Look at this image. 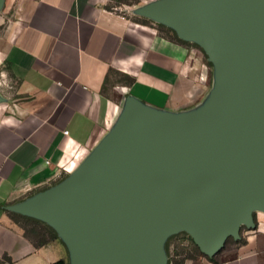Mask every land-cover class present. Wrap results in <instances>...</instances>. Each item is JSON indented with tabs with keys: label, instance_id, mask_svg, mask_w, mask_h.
I'll use <instances>...</instances> for the list:
<instances>
[{
	"label": "water",
	"instance_id": "water-1",
	"mask_svg": "<svg viewBox=\"0 0 264 264\" xmlns=\"http://www.w3.org/2000/svg\"><path fill=\"white\" fill-rule=\"evenodd\" d=\"M144 12L204 50L213 101L172 116L128 97L69 179L9 207L51 226L73 264H165L161 242L182 231L213 258L264 214V0H166Z\"/></svg>",
	"mask_w": 264,
	"mask_h": 264
},
{
	"label": "crops",
	"instance_id": "crops-1",
	"mask_svg": "<svg viewBox=\"0 0 264 264\" xmlns=\"http://www.w3.org/2000/svg\"><path fill=\"white\" fill-rule=\"evenodd\" d=\"M7 1L19 20L0 31V75L11 84L0 86V259L66 262L71 254L58 233L35 248L9 207L69 179L111 135L128 97L179 116L204 98L206 86L187 80L191 48L128 26L109 11V0ZM112 75L124 79L114 84L118 100L108 90ZM225 246L211 262L189 243L171 250L183 260L169 264H264V214Z\"/></svg>",
	"mask_w": 264,
	"mask_h": 264
},
{
	"label": "rangeland",
	"instance_id": "rangeland-1",
	"mask_svg": "<svg viewBox=\"0 0 264 264\" xmlns=\"http://www.w3.org/2000/svg\"><path fill=\"white\" fill-rule=\"evenodd\" d=\"M163 1L166 0H109L107 3V7L111 13L122 18L126 22V24L132 28H136L146 33L154 32L161 36H167L173 41L178 42L180 38L178 37V34L174 32V30L157 21L150 19L145 15L144 10L146 8ZM18 20L19 16L17 15V12H15V9L10 6V1L0 0V31L5 30V28L11 23V21L18 22ZM180 43L188 46L189 48H191V50H193V67L192 72L189 74V78H187V80L189 79L188 81L191 84L202 82L206 86L204 98L200 100L196 105H194L193 108L189 109V114L202 113L213 101V94L217 84L215 67L209 61L208 56L198 44L192 41L183 40H181ZM119 82H124V79H122L119 75H112V77L108 81V84L111 86L108 90L114 93L113 98H115L116 100H118L120 96L118 94V89H116V85L114 84H117ZM0 86L9 88L11 84L9 80H3L2 76L0 75ZM131 100L137 102V99L134 97H132ZM138 104L146 112H152L154 114L157 113L156 108L148 107L141 102H139ZM35 194L37 193L25 194L24 196H20L17 201L23 202L24 200L32 198V196H34ZM42 223L45 224V222L43 221ZM189 243V236L183 231L175 235L166 237L160 244L161 249L166 257L165 264H168L171 261H180L181 258L172 259L173 249L180 252L182 247H189ZM232 243L233 240L229 239L225 247H229ZM167 245L168 248H166ZM166 249H168L169 251H166ZM186 253L189 254V252H182V255H185ZM63 264H73V259L69 256V253L67 254L66 262H64Z\"/></svg>",
	"mask_w": 264,
	"mask_h": 264
},
{
	"label": "trees",
	"instance_id": "trees-1",
	"mask_svg": "<svg viewBox=\"0 0 264 264\" xmlns=\"http://www.w3.org/2000/svg\"><path fill=\"white\" fill-rule=\"evenodd\" d=\"M178 42L180 43L181 39L178 40ZM8 215H9V217L11 218V220L15 224H17L18 226H20L23 229L24 235L27 238H29L30 240H32L33 245H34L35 248L44 246L49 241L57 239V232L51 226H49L48 224H46V223L43 224L41 220H38V219L33 218V217L26 216V215H22V214H19V213H15V212H12V211H8ZM227 241H226V243H227ZM189 242L192 245V247H194L196 249V251L199 252L197 250V247L193 244V242L190 239V237H189ZM237 242H240V239ZM166 248H168V245H167ZM185 249L186 248H184V250ZM223 249H224V247H223ZM167 250L168 249H166V251ZM188 257H190V254L186 253L184 255V258H188ZM214 259H215V257L210 258L208 260L213 262ZM182 260L183 259H181V261ZM2 263L10 264V261L6 257H3L2 259H0V264H2ZM63 263L64 262L62 260H59L55 264H63Z\"/></svg>",
	"mask_w": 264,
	"mask_h": 264
},
{
	"label": "built area",
	"instance_id": "built-area-1",
	"mask_svg": "<svg viewBox=\"0 0 264 264\" xmlns=\"http://www.w3.org/2000/svg\"><path fill=\"white\" fill-rule=\"evenodd\" d=\"M66 133V132H65Z\"/></svg>",
	"mask_w": 264,
	"mask_h": 264
}]
</instances>
